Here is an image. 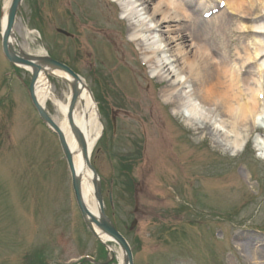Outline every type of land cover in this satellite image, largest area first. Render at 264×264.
I'll return each instance as SVG.
<instances>
[{"label": "rangeland", "instance_id": "rangeland-1", "mask_svg": "<svg viewBox=\"0 0 264 264\" xmlns=\"http://www.w3.org/2000/svg\"><path fill=\"white\" fill-rule=\"evenodd\" d=\"M181 1L193 14L179 28L215 65L264 83L263 0H238L246 13L227 9L228 0ZM119 10L113 0H22L12 28L22 52L67 66L98 107L102 137L89 161L105 215L133 264H264L251 258L264 252V137L262 148L254 144L264 130L245 134L242 151L230 156L204 128L210 122L193 130L172 116L175 105L162 94L168 80L142 62ZM29 80L4 59L0 39V264H77L106 254L83 224L57 138L31 106ZM48 83L59 101L70 93L63 80ZM44 108L54 118L50 101ZM108 246V264H117L120 250Z\"/></svg>", "mask_w": 264, "mask_h": 264}, {"label": "bare ground", "instance_id": "bare-ground-1", "mask_svg": "<svg viewBox=\"0 0 264 264\" xmlns=\"http://www.w3.org/2000/svg\"><path fill=\"white\" fill-rule=\"evenodd\" d=\"M113 1L119 5L121 19L127 23L126 36L137 47L142 62L148 65L157 80L160 82L168 80L162 94L165 104L175 105L171 110L172 116L181 117L184 124L193 130L210 122L208 128H204L218 138L222 152H227L230 156L242 151L247 134L254 133L256 128L264 130V99L261 98L264 96V83L257 79H252L253 82L247 78L240 80L237 71L228 63L215 65L210 59L208 48L197 42L190 33H183L178 23L189 21V24L192 20L190 16L193 14L184 4L186 2ZM262 2L264 5V0ZM9 3L10 0L4 2L1 30L5 26ZM195 4L199 8L202 7L200 1H195ZM226 6L235 13L249 11L238 0H228ZM242 18L248 19L245 16ZM260 54L261 48L256 46L254 57ZM231 56L232 54L229 55ZM252 59L247 55L246 60ZM243 73L246 71L243 70ZM49 76L63 80L67 85L74 80L66 73L50 67L38 76L35 95L41 105L45 106L50 101L55 108L54 121L62 131L72 156L76 176L81 182L82 199L88 211L97 216L98 209L92 196L91 175L84 160V153L87 156L91 155L102 130L97 105L85 83L79 80L76 82L78 97L69 117L70 93L64 96L63 101L56 99L48 83ZM73 127L80 133L82 144L73 133ZM263 137L260 134L254 136L256 148H262ZM228 144L229 148L226 149ZM95 231L102 241L106 240L99 230ZM118 249L120 250L118 264H124V251ZM251 258L264 259V252L254 251Z\"/></svg>", "mask_w": 264, "mask_h": 264}, {"label": "water", "instance_id": "water-1", "mask_svg": "<svg viewBox=\"0 0 264 264\" xmlns=\"http://www.w3.org/2000/svg\"><path fill=\"white\" fill-rule=\"evenodd\" d=\"M21 1L22 0H11L8 10H7L5 26L1 32V49H2L3 56L10 64L14 66L26 67V68L31 69V79H30L29 87H28L31 103L34 109L36 110L41 121L49 129H51L58 137V141H59L62 153L66 160L67 167H68V170L71 176V186H72L75 202H76V205L78 207V210L80 212V215L82 217V220L86 228L91 232V234L96 239L100 240L99 235L95 232L93 228L95 226L102 235H104L106 238H109L111 241L116 243L119 246V248L124 251V256H125L124 264H132L131 252H130L127 242L115 230V228L112 226L110 221L104 215L103 202H102V197L100 193V185L97 180V174L95 170L89 164L86 153H84V160H85L86 167L88 168V170L90 171L92 175L93 197L96 202L97 209H98L97 217L92 215L88 211V209L86 208L83 202L82 195H81V188H80V180L75 174V170H74V166L72 162V156L68 150V147H67V144L65 142L62 132L57 127V125L54 123V121L50 118V116L45 112L44 108L42 107V105H40V103L38 102L35 96L34 87H35L36 80L40 72L46 69H50V66L55 69L65 72L74 80V83L70 85L71 87V97H70V105H69V117H70L72 113V109L74 107V104L78 96V90L76 89V82L79 81L78 77L72 71H70L67 67L50 59L47 56L32 57V56L24 54L20 49H18V51H15L12 45V42H11V39L13 38L12 27L14 24V18H15L16 12L20 6ZM72 131L75 135H77L79 143L82 144V139H81V136L78 130L75 127H73Z\"/></svg>", "mask_w": 264, "mask_h": 264}, {"label": "snow or ice", "instance_id": "snow-or-ice-1", "mask_svg": "<svg viewBox=\"0 0 264 264\" xmlns=\"http://www.w3.org/2000/svg\"><path fill=\"white\" fill-rule=\"evenodd\" d=\"M261 98L264 99V96H262Z\"/></svg>", "mask_w": 264, "mask_h": 264}]
</instances>
